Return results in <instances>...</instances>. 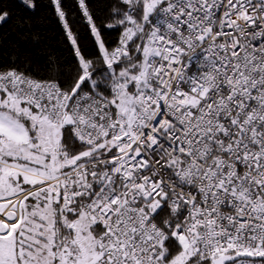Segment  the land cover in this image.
Masks as SVG:
<instances>
[{"label": "snow or ice", "instance_id": "1", "mask_svg": "<svg viewBox=\"0 0 264 264\" xmlns=\"http://www.w3.org/2000/svg\"><path fill=\"white\" fill-rule=\"evenodd\" d=\"M50 4L71 63L0 36V264H264V0Z\"/></svg>", "mask_w": 264, "mask_h": 264}, {"label": "trees", "instance_id": "2", "mask_svg": "<svg viewBox=\"0 0 264 264\" xmlns=\"http://www.w3.org/2000/svg\"><path fill=\"white\" fill-rule=\"evenodd\" d=\"M12 7L14 13L12 19L0 28V36L6 34V40L4 41V49L10 51L11 46L19 41L18 29L15 27L17 18L23 16L31 19V27L25 28L24 31L36 34L39 37V43L33 44L31 40L28 44L22 45L25 51L36 52L37 49H48L55 52L58 56L65 58L66 62H72V54L70 51L69 42L66 40L64 32L59 24L50 0H38V8L33 12L27 9H23L17 3V0H6ZM71 4L73 0H66ZM102 9L103 0H99ZM100 14H103L101 10ZM76 29L79 32L80 43L84 46L89 55L95 52V47L92 44V38L89 36L86 27L77 24ZM118 37V34L113 31L105 33V38L114 42ZM6 59V58H5ZM40 63H43L44 57L40 56Z\"/></svg>", "mask_w": 264, "mask_h": 264}]
</instances>
